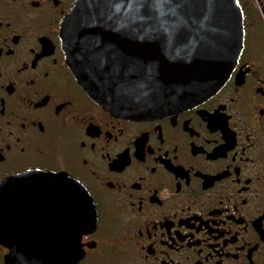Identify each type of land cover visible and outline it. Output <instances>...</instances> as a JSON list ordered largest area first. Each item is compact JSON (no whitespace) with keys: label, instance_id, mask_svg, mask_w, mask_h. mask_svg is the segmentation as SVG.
Wrapping results in <instances>:
<instances>
[{"label":"flooded vegetation","instance_id":"af4514ba","mask_svg":"<svg viewBox=\"0 0 264 264\" xmlns=\"http://www.w3.org/2000/svg\"><path fill=\"white\" fill-rule=\"evenodd\" d=\"M76 1L0 0V182L85 187L97 223L78 264H264V0H238L244 46L215 94L142 120L73 74L61 29Z\"/></svg>","mask_w":264,"mask_h":264},{"label":"water","instance_id":"95a60500","mask_svg":"<svg viewBox=\"0 0 264 264\" xmlns=\"http://www.w3.org/2000/svg\"><path fill=\"white\" fill-rule=\"evenodd\" d=\"M244 34L238 0H77L61 29L67 62L89 96L138 120L215 94L238 63ZM96 223L90 195L69 175L29 171L0 182L5 264H78L81 238Z\"/></svg>","mask_w":264,"mask_h":264}]
</instances>
